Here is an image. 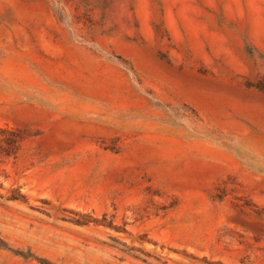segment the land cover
Segmentation results:
<instances>
[{"label": "rangeland", "instance_id": "374dc122", "mask_svg": "<svg viewBox=\"0 0 264 264\" xmlns=\"http://www.w3.org/2000/svg\"><path fill=\"white\" fill-rule=\"evenodd\" d=\"M0 264H264V0H0Z\"/></svg>", "mask_w": 264, "mask_h": 264}, {"label": "trees", "instance_id": "16d2710c", "mask_svg": "<svg viewBox=\"0 0 264 264\" xmlns=\"http://www.w3.org/2000/svg\"><path fill=\"white\" fill-rule=\"evenodd\" d=\"M26 140L27 136L21 129L0 127V167L5 162L19 157Z\"/></svg>", "mask_w": 264, "mask_h": 264}]
</instances>
